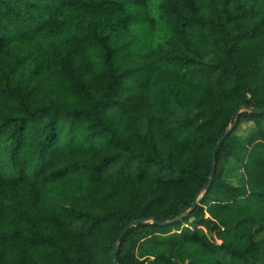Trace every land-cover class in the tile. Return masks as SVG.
Returning a JSON list of instances; mask_svg holds the SVG:
<instances>
[{
  "label": "trees",
  "instance_id": "1",
  "mask_svg": "<svg viewBox=\"0 0 264 264\" xmlns=\"http://www.w3.org/2000/svg\"><path fill=\"white\" fill-rule=\"evenodd\" d=\"M254 1L0 0V264H264Z\"/></svg>",
  "mask_w": 264,
  "mask_h": 264
},
{
  "label": "water",
  "instance_id": "2",
  "mask_svg": "<svg viewBox=\"0 0 264 264\" xmlns=\"http://www.w3.org/2000/svg\"><path fill=\"white\" fill-rule=\"evenodd\" d=\"M244 107H240L238 109H236L232 115V118H231V121H230V124L229 126L225 129V131L220 135V137L217 139L215 145H214V149H213V152H212V155H211V158H210V176H209V180L206 184V188L209 187V185L211 184L212 180H213V177H214V173H215V160H216V154H217V151H218V148L220 146V144L222 143V141L225 139V137L231 132V130L233 129L234 127V123H235V119L238 115V113L243 110ZM251 110L253 112H256V113H260V114H264V109H259V108H251ZM196 201L193 202L192 204V207L194 206ZM191 207V208H192ZM185 213H182L178 216H176L174 219H177V218H180L181 216H183ZM145 219H137V220H133L132 222H130L126 227L125 229L122 231V233L119 235V237L117 238L116 240V243H115V246H114V250H113V257H114V262L115 264H118V259H117V245H118V242L121 240V238L124 236V234L134 225H137L138 223H140L141 221H143ZM156 221V220H155ZM172 221V220H171ZM171 221H167V222H171Z\"/></svg>",
  "mask_w": 264,
  "mask_h": 264
},
{
  "label": "rangeland",
  "instance_id": "3",
  "mask_svg": "<svg viewBox=\"0 0 264 264\" xmlns=\"http://www.w3.org/2000/svg\"><path fill=\"white\" fill-rule=\"evenodd\" d=\"M198 3L203 4L206 3L207 0H196ZM244 1V0H242ZM256 9L264 7V0H256L254 1ZM247 19H250V16H248ZM251 123H241L238 128L235 130L236 134H246L250 131ZM229 164V163H228ZM225 170L224 176L233 184L240 185L244 181V175L242 172V169L239 167L232 168L229 170L228 165Z\"/></svg>",
  "mask_w": 264,
  "mask_h": 264
}]
</instances>
